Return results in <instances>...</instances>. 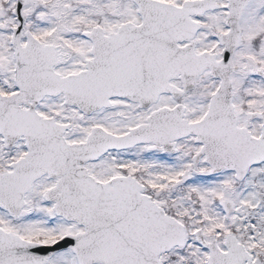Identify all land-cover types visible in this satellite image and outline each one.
<instances>
[{"label": "snow or ice", "instance_id": "1", "mask_svg": "<svg viewBox=\"0 0 264 264\" xmlns=\"http://www.w3.org/2000/svg\"><path fill=\"white\" fill-rule=\"evenodd\" d=\"M0 264H264V0H0Z\"/></svg>", "mask_w": 264, "mask_h": 264}]
</instances>
